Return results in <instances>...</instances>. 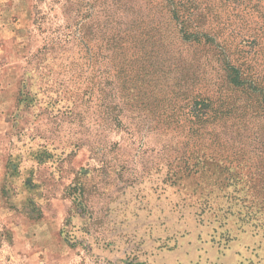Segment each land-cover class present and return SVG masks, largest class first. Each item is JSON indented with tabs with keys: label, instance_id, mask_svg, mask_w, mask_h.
Here are the masks:
<instances>
[{
	"label": "rangeland",
	"instance_id": "374dc122",
	"mask_svg": "<svg viewBox=\"0 0 264 264\" xmlns=\"http://www.w3.org/2000/svg\"><path fill=\"white\" fill-rule=\"evenodd\" d=\"M196 1L255 99L168 96L164 39L150 68L117 38L167 29L143 0H0V264H264V19Z\"/></svg>",
	"mask_w": 264,
	"mask_h": 264
},
{
	"label": "trees",
	"instance_id": "16d2710c",
	"mask_svg": "<svg viewBox=\"0 0 264 264\" xmlns=\"http://www.w3.org/2000/svg\"><path fill=\"white\" fill-rule=\"evenodd\" d=\"M143 1L147 6L151 7L147 9L156 14L154 24L157 27H167V29L165 31L159 29L155 33H153V30L147 31L146 29L139 30L138 33L125 31L124 36L120 35L117 38L121 49L123 47L133 48L135 50V58L149 61L150 64L148 65L150 68L156 67L154 50L157 48V42L160 39H164V44L168 47L166 56L170 62L165 71L168 76V84H171L169 91H167L169 92L167 93L168 96L184 97L186 101L185 107L192 103L195 107H212L213 109L216 106L212 102V97L218 99L219 102L221 101L223 105H235L234 103H224L221 100L227 97V94L231 91L238 92V90H242V92L247 93L246 96L251 100L257 97L254 94H248L249 91L256 92L257 88L246 84L250 76L246 72L244 64H242L243 59L236 58L238 53L233 54L230 50L229 37L225 38L208 26L207 20L208 17L211 18V14L204 12V6L196 0ZM246 1L247 4L245 6L250 17V20L247 21H249L250 28H252L251 25H257L258 20L264 19V15L258 13L259 10L254 7L253 0ZM224 24L230 27L234 23L226 22ZM244 28H246V25ZM258 29L262 30L264 28ZM261 35L256 37L261 38ZM84 38L90 40L89 35H85ZM243 41L245 42V39ZM139 45L142 47L139 48ZM92 61L93 67L96 64H100V56L97 58L96 55ZM136 87L138 89V85ZM148 87L150 85L145 84V81L142 80L141 88L147 89ZM151 88L156 89V86H151ZM159 92L156 95L154 91L149 92L151 96L145 94L144 98H142L141 106H144V108L150 107V105L154 108L159 106L158 99H155ZM203 93H206L208 98H202L205 96ZM255 103L251 102V108H254ZM176 105L174 103L170 104L168 108L169 114L176 113ZM259 109L262 110L264 116V105L259 107ZM216 113L217 111L214 112V114ZM218 113L224 112L218 111ZM230 113L232 112L226 113V115ZM212 120V118H207L208 122ZM118 121L120 124L122 123L121 120ZM218 146L224 147L220 144ZM222 197L225 196L222 194ZM207 199L208 196H204L203 200ZM239 215L240 217L237 215L236 217L232 216L237 219V224L239 223L243 229L251 226L247 214L244 216ZM214 217L216 222L229 220L228 218L219 217L217 214H214ZM255 226L254 224L253 227Z\"/></svg>",
	"mask_w": 264,
	"mask_h": 264
}]
</instances>
